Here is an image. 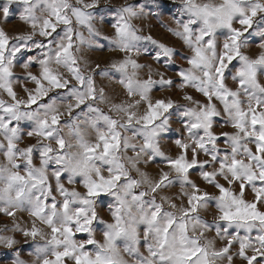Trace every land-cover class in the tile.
I'll return each instance as SVG.
<instances>
[{"label": "clouds", "instance_id": "1", "mask_svg": "<svg viewBox=\"0 0 264 264\" xmlns=\"http://www.w3.org/2000/svg\"><path fill=\"white\" fill-rule=\"evenodd\" d=\"M0 264H264V0H0Z\"/></svg>", "mask_w": 264, "mask_h": 264}]
</instances>
